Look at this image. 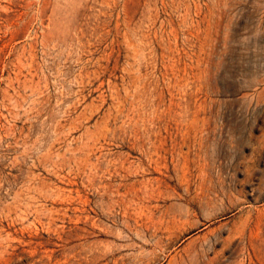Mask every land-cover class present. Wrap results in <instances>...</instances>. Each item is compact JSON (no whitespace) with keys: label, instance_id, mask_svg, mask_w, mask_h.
<instances>
[{"label":"rangeland","instance_id":"1","mask_svg":"<svg viewBox=\"0 0 264 264\" xmlns=\"http://www.w3.org/2000/svg\"><path fill=\"white\" fill-rule=\"evenodd\" d=\"M0 224V264H264V0H0Z\"/></svg>","mask_w":264,"mask_h":264},{"label":"bare ground","instance_id":"2","mask_svg":"<svg viewBox=\"0 0 264 264\" xmlns=\"http://www.w3.org/2000/svg\"><path fill=\"white\" fill-rule=\"evenodd\" d=\"M206 157V156H205ZM213 157H215V156H213ZM254 157H255V155H254ZM259 157V156H258ZM220 159V158H219ZM205 160H207V159H205ZM209 160H210V158H209ZM253 160V159H252ZM219 161V160H218ZM221 161V160H220ZM235 161V160H234ZM250 161H251V158H250ZM249 161V162H250ZM254 161H256V160H254ZM210 163H212V162H210ZM220 163V162H219ZM229 163V162H228ZM245 163V162H244ZM250 163H252V162H250ZM249 164V163H248ZM253 165V164H252ZM257 166V165H256ZM217 167H218V164H217ZM243 167H245V166H243ZM214 168H215V166H214ZM224 168H226V166L224 165ZM247 168V167H246ZM248 169H249V167H248ZM224 170V169H223ZM221 172V171H220ZM223 172V171H222ZM226 172V171H225ZM228 172V171H227ZM232 172V171H231ZM246 172V171H245ZM224 173V172H223ZM247 174V173H246ZM220 174H218V176H219ZM225 176V175H224ZM221 178L220 179H223L222 178V176H220ZM231 177V176H230ZM233 177V176H232ZM217 180H218V177H217ZM224 180V179H223ZM254 180V179H253ZM225 181V180H224ZM229 182V181H228ZM238 183V182H237ZM257 184V183H256ZM243 185V184H242ZM258 185V184H257ZM263 185V184H262ZM239 186V185H238ZM257 187V186H256ZM240 189H242V188H240ZM243 190V189H242ZM253 190V189H252ZM261 190H263L262 189V187H261ZM261 193V192H260ZM239 196H242V191L241 190H236L235 188H232V187H221V188H219L218 190H214V192H213V195L212 196H210V198L208 199V201H206V203H205V205H207L208 207H210L211 208V206H213L214 205V207L215 206H218L220 209L219 210H217V211H215L214 213H210L209 215H208V218L209 219H212V218H215V217H217L218 215H221V214H224V213H226V212H228V211H231V210H234V209H239V210H241V208H242V206H241V204H243V203H245V201H247V200H245L244 201V198H243V200H242V198H241V200H240V198H239ZM243 197V196H242ZM225 203H227V205L225 206ZM242 213H243V211H242ZM248 213V212H247ZM250 213V212H249ZM248 213V214H249ZM208 214V213H207ZM247 214V215H248ZM242 215V214H241ZM240 215V216H241ZM250 216V215H249ZM223 217V216H222ZM242 217V216H241ZM246 218H247V216H245ZM220 218V217H219ZM246 218H244V219H240L242 222H240V223H243V222H245V221H247V224H248V218L246 219ZM11 220V219H10ZM213 220V219H212ZM181 221V220H180ZM184 221H186V220H184ZM12 223H14V222H10V224H12ZM246 223V222H245ZM7 224V223H6ZM188 224V223H187ZM247 224H246V226H247ZM14 225V224H13ZM239 225V224H238ZM241 225H244V223L243 224H241ZM249 225V224H248ZM8 226V225H7ZM10 226V225H9ZM179 226H181L182 227V225H179ZM191 226H196V223H194L193 225H191ZM217 226V225H216ZM2 227V225L0 224V228ZM6 227V226H5ZM177 227V226H176ZM238 226H234V228L235 229H237L238 230V228H237ZM243 227V226H242ZM4 228V227H3ZM191 228V227H190ZM218 228H219V226H217V227H215V228H212L211 230H209L207 233H205L203 236H201V237H199V239H198V241H197V243H194V244H192L187 250H186V256L188 257V258H190V257H193V256H196V255H199V254H202L203 252L205 253V251H206V248H207V246L210 244V236H212V234H215V232H217V230H218ZM223 228V227H222ZM230 228H231V226H230ZM233 228V231L235 230ZM2 229V228H1ZM15 229V228H14ZM22 229V228H21ZM243 230L242 228H240V225H239V232L241 231V230ZM5 230V229H4ZM18 230H20V228L18 229ZM231 230H232V228H231ZM7 231V230H6ZM230 231V230H229ZM9 232V231H8ZM10 232H11V230H10ZM13 232V231H12ZM220 232V231H219ZM218 232V233H219ZM234 232H237V231H234ZM239 232H238V234H239ZM243 232V231H242ZM6 234H7V232H5ZM218 233H216V235L218 234ZM241 233V232H240ZM1 234V233H0ZM230 234V233H229ZM232 234V233H231ZM234 234V233H233ZM237 234V235H238ZM236 235V234H235ZM1 236V235H0ZM4 239V238H3ZM240 239V238H239ZM213 240V239H212ZM247 240V239H246ZM4 241V240H3ZM2 240H0V245H2V242H3ZM7 243V242H6ZM6 243H5V245H6ZM246 244H248V243H246ZM3 246V245H2ZM0 247V248H3V247ZM10 246V245H9ZM241 247V246H240ZM245 247H246V245H245ZM5 248V247H4ZM3 248V249H4ZM6 248H7V246H6ZM214 249V248H213ZM242 249V248H241ZM246 249V248H245ZM242 251V250H241ZM245 252V251H244ZM242 254H243V252H242ZM250 254V253H249ZM248 254V255H249ZM205 255V254H204ZM251 255V254H250ZM216 256V258H217V255H215ZM246 257H247V255H246ZM249 257V256H248ZM198 258V257H197ZM202 258V257H201ZM214 258V257H213ZM253 258V257H252ZM200 258H198V260H199ZM206 259V258H205ZM248 259V258H247ZM200 261V260H199ZM207 262H208V259L206 260ZM209 261H213L214 262V259H209ZM252 261V260H251ZM204 263V262H203ZM205 264V263H204Z\"/></svg>","mask_w":264,"mask_h":264}]
</instances>
